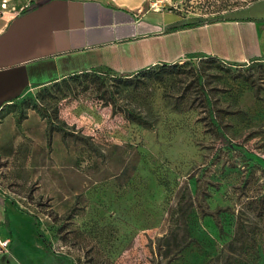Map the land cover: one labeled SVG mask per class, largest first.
Listing matches in <instances>:
<instances>
[{"label": "rangeland", "instance_id": "1", "mask_svg": "<svg viewBox=\"0 0 264 264\" xmlns=\"http://www.w3.org/2000/svg\"><path fill=\"white\" fill-rule=\"evenodd\" d=\"M30 1L0 0V30ZM257 1L150 0L148 8L197 25L251 15ZM211 57L177 62L186 64L179 83L124 88L102 69V86L68 76L45 96L34 88L6 104L0 264H264V58L220 66ZM191 69L205 74L225 136L211 129ZM250 74L254 85L242 80ZM127 108L153 126L129 120Z\"/></svg>", "mask_w": 264, "mask_h": 264}, {"label": "crops", "instance_id": "2", "mask_svg": "<svg viewBox=\"0 0 264 264\" xmlns=\"http://www.w3.org/2000/svg\"><path fill=\"white\" fill-rule=\"evenodd\" d=\"M32 1L0 30V110L84 71L134 74L193 54L230 63L264 58V0L251 15L174 31L181 17L148 8L150 0ZM5 204L0 194V223Z\"/></svg>", "mask_w": 264, "mask_h": 264}, {"label": "trees", "instance_id": "3", "mask_svg": "<svg viewBox=\"0 0 264 264\" xmlns=\"http://www.w3.org/2000/svg\"><path fill=\"white\" fill-rule=\"evenodd\" d=\"M197 25H200V24H197ZM197 25H192V23H185L183 21H180L179 23L170 26L169 30L174 31V30L187 28V27H191V26H197ZM211 58H214L213 61L214 62L216 61L218 64H220V62H224L223 60H221L217 57H214V56H212ZM224 63H226V62H224ZM229 64L230 65L231 64L236 65L239 63H229ZM185 65H186L185 63H179V64L173 63V64H162V65H160L162 67L159 69H155L154 68L155 66L150 67L148 69H144V70L137 72L138 75H140V77H134L133 74H129V73H124V74L122 73V74H119V76H118V78H119L118 79L119 80L118 86L119 87L122 86L124 88L125 87L126 88L132 87V88L138 89L141 86L140 84H146L147 81L164 82L166 80V78H168V77L176 79L177 80L176 83H179L180 79L183 76L182 70H185L184 68H186ZM220 66H222V65L220 64ZM258 66H259L261 76L264 77V63H262ZM97 71H99V69H95L92 71H84L81 73H75V74L70 75V76H72V78H74V80H77L79 82H82L83 80L87 81V82L91 81L93 83L100 84L102 86L104 84V79L101 76L95 75ZM108 71H111V70H108ZM89 72H95V73L89 74ZM131 76H133V77H131ZM187 77L193 78L191 86H194L197 97H199L202 100L204 107L206 108L207 117H208L209 125H210L211 129L217 135L225 136L227 125H225L218 117V114L220 115V113L223 111L221 109L217 108V106L215 105V102L212 98L211 91L208 90L206 87L205 74L204 73L203 74L202 73L195 74L194 70L191 69V71L188 72ZM255 79H256L255 74L254 75L253 74L244 75V77H242V80L244 83L253 84V85L255 84ZM46 86H42V88H44L42 91L43 96L46 95L45 92H47V90H48L45 88ZM104 90H105V93L109 92V91H106V89H104ZM184 90H186V92H187L188 89H184ZM186 92L182 93L180 95V97L186 98ZM109 93L111 94V91ZM111 97H113V95H111ZM113 101H115V100H113ZM37 108L41 112H43L45 115L49 116L45 107H39L38 106ZM124 112H125L126 117L129 120L136 122L137 124H139L141 126H144L146 128H151L153 126L149 119H147L143 114L136 112L132 108H127V109H125ZM236 113L240 114V111H237ZM243 118L245 119V117H243ZM56 128L58 130H62V128L60 126H56ZM257 209L259 211V216L264 217V202L258 203ZM216 214L217 213H215L214 215L216 216Z\"/></svg>", "mask_w": 264, "mask_h": 264}]
</instances>
